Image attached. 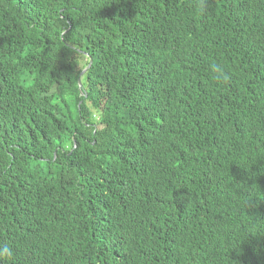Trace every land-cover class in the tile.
I'll return each mask as SVG.
<instances>
[{"label": "trees", "instance_id": "16d2710c", "mask_svg": "<svg viewBox=\"0 0 264 264\" xmlns=\"http://www.w3.org/2000/svg\"><path fill=\"white\" fill-rule=\"evenodd\" d=\"M3 244L264 264V0H0Z\"/></svg>", "mask_w": 264, "mask_h": 264}, {"label": "clouds", "instance_id": "9594fccd", "mask_svg": "<svg viewBox=\"0 0 264 264\" xmlns=\"http://www.w3.org/2000/svg\"><path fill=\"white\" fill-rule=\"evenodd\" d=\"M86 70V68L83 70V72ZM20 82L21 84H24L25 86H31L33 83V78L28 77L27 73L25 72L24 74L21 75L20 77ZM79 82V87L81 86V81L80 79L78 80ZM13 252L12 249L9 245L3 244L0 245V260L10 258L12 256Z\"/></svg>", "mask_w": 264, "mask_h": 264}]
</instances>
